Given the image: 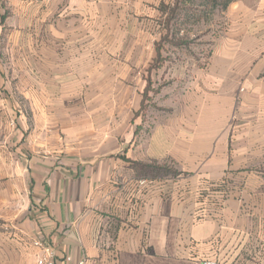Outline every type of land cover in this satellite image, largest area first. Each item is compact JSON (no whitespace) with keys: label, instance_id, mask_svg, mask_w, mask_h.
Wrapping results in <instances>:
<instances>
[{"label":"crops","instance_id":"0c3cea01","mask_svg":"<svg viewBox=\"0 0 264 264\" xmlns=\"http://www.w3.org/2000/svg\"><path fill=\"white\" fill-rule=\"evenodd\" d=\"M167 2L0 0V264H264V0L144 114Z\"/></svg>","mask_w":264,"mask_h":264},{"label":"rangeland","instance_id":"374dc122","mask_svg":"<svg viewBox=\"0 0 264 264\" xmlns=\"http://www.w3.org/2000/svg\"><path fill=\"white\" fill-rule=\"evenodd\" d=\"M168 0L161 3L151 18L141 21V26L147 28L152 35L153 45H160V61L147 71V87L151 90L150 95L155 96V89L165 94L164 97L174 95L177 87L183 86L188 77L192 75L194 68L206 62L212 40L225 25L222 9L214 7L212 0ZM176 2V3H175ZM175 4L178 6L174 17L170 19L167 31L171 35L170 41L159 39L166 32V14L172 12ZM166 13V14H165ZM168 15V16H169ZM156 40V41H155ZM175 42L181 44L175 45ZM153 62L151 63L153 65ZM150 64V65H151ZM152 75V79L150 78ZM144 104L142 109L148 107L154 110L161 104L158 100H151ZM164 102V101H163ZM149 105V106H148Z\"/></svg>","mask_w":264,"mask_h":264},{"label":"built area","instance_id":"2783aa9c","mask_svg":"<svg viewBox=\"0 0 264 264\" xmlns=\"http://www.w3.org/2000/svg\"><path fill=\"white\" fill-rule=\"evenodd\" d=\"M33 245L39 249V252L37 253L35 257L34 264H55L54 250L52 249L50 245L46 243L44 238L39 237V238L34 239ZM63 261H64V264H68L66 263V261L67 262L69 261V257L65 256V259ZM78 264H84V261L81 260L78 262ZM202 264H216V262L213 260H206V261H203Z\"/></svg>","mask_w":264,"mask_h":264},{"label":"trees","instance_id":"16d2710c","mask_svg":"<svg viewBox=\"0 0 264 264\" xmlns=\"http://www.w3.org/2000/svg\"><path fill=\"white\" fill-rule=\"evenodd\" d=\"M231 0H212L211 2H212V4H214L213 6L214 7H219L220 6V9H222L223 11L226 9V7H227V5H228V3L230 2ZM176 2H177V0H176ZM175 2V3H176ZM206 2H208L207 0L205 1V3ZM178 6L175 4V6H174V9L172 10V12L170 13V15L168 16V20H167V26L169 27V23H170V19L171 18H173L174 17V13H175V11H176V9L175 8H177ZM175 10V11H174ZM164 40H171V39H168V37L167 36H165L164 38H163ZM156 53H157V56H156V58L154 59V63H153V65L151 64L149 67H148V71H150L152 68H154L158 63H159V61H160V48H159V46H157L156 47ZM149 90V87H147V82H146V86H145V88H144V90H143V97H142V101H141V103H142V106L144 105V102H145V99L147 98V91Z\"/></svg>","mask_w":264,"mask_h":264}]
</instances>
